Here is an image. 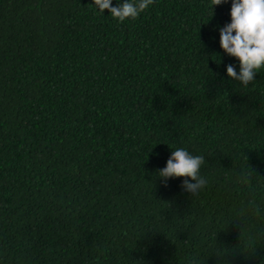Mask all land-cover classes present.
I'll use <instances>...</instances> for the list:
<instances>
[{
	"label": "trees",
	"instance_id": "16d2710c",
	"mask_svg": "<svg viewBox=\"0 0 264 264\" xmlns=\"http://www.w3.org/2000/svg\"><path fill=\"white\" fill-rule=\"evenodd\" d=\"M90 4L0 0V264H264V72L226 75L230 3ZM179 147L195 197L157 175Z\"/></svg>",
	"mask_w": 264,
	"mask_h": 264
},
{
	"label": "clouds",
	"instance_id": "9594fccd",
	"mask_svg": "<svg viewBox=\"0 0 264 264\" xmlns=\"http://www.w3.org/2000/svg\"><path fill=\"white\" fill-rule=\"evenodd\" d=\"M155 0H91L89 6L95 7L100 14L105 10L114 20L123 24L126 20H136ZM231 5L229 23L219 28V45L229 58L238 61L226 66V75L230 80L248 87L255 81L258 73L264 72V0H209L210 17L215 7ZM210 18V19H211ZM205 165L202 155H193L186 148L179 147L171 151L166 166L157 170L158 177L168 186L170 179H181V188L197 196L207 185L201 174Z\"/></svg>",
	"mask_w": 264,
	"mask_h": 264
}]
</instances>
